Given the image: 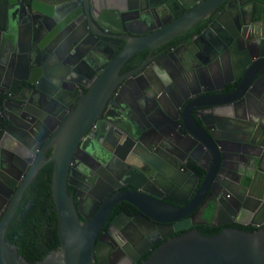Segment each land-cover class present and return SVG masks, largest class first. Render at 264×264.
Instances as JSON below:
<instances>
[{
	"label": "flooded vegetation",
	"instance_id": "af4514ba",
	"mask_svg": "<svg viewBox=\"0 0 264 264\" xmlns=\"http://www.w3.org/2000/svg\"><path fill=\"white\" fill-rule=\"evenodd\" d=\"M89 1L103 23L99 31L87 27L98 40L82 30L73 36L68 3L37 5L44 18L26 8L27 0H0V220L36 166L11 222L40 184L51 192L54 154L73 146L67 193L80 223L111 195L140 192L135 185L167 205H183L166 217L177 222L164 225L124 200L113 204L96 237L94 264H141L170 237L190 231L263 228L264 51L257 50L264 47V0H221L168 40L161 35L168 26L211 0L187 9L185 0L174 1L168 15H158L157 0ZM154 34L121 65L109 96L97 95L94 84L127 42ZM32 47L45 77L27 75L24 51ZM90 91L77 136L67 121ZM186 107L209 137L191 119L196 138L180 132Z\"/></svg>",
	"mask_w": 264,
	"mask_h": 264
},
{
	"label": "water",
	"instance_id": "95a60500",
	"mask_svg": "<svg viewBox=\"0 0 264 264\" xmlns=\"http://www.w3.org/2000/svg\"><path fill=\"white\" fill-rule=\"evenodd\" d=\"M48 1H52L51 5H58L61 2L63 5L65 3L69 4L65 13L69 18L75 21L74 25H77V27L73 29V36H79L82 30L87 32L89 36L95 37V39L98 40L97 36H100L99 33L94 30L91 31L87 29V27L91 25L99 31L98 26L103 23L100 21V18H96L93 15L89 0H27L26 8H28L31 13H40V15L46 18L47 15L42 8H37V5L44 7V5L46 6L48 4ZM157 1H160L155 4L158 15L160 13L165 15L174 14L172 3L177 0ZM146 2L148 5L150 4V0H146ZM178 2L180 3L179 0ZM185 2L189 3V6L185 8L187 9L191 7L192 3L196 2V0H185ZM219 2H221V0H211L202 3L197 9L194 8L195 10L192 9L183 16L181 15L182 17L180 16L177 18L161 35L168 40L187 31L198 19L213 10ZM11 4L13 5V3ZM57 29H59V31L61 30L60 27H56L54 33L57 32ZM34 36L35 33L32 31L30 37L34 39ZM157 36V34H154L145 38L128 41L126 46L119 51L113 57L109 65L106 66L98 82L94 84L93 87L96 94L98 95V93H100L102 95L106 93V97H108L117 83V73L121 65L131 55L145 48V43L151 42ZM34 43L37 45L36 41H34ZM38 44H40V40ZM37 48L36 46V49ZM36 49L32 47V50L26 49V51H24L26 53L27 75L32 77V75L35 76L39 74L45 77V65L34 63L35 55L38 54ZM151 49L152 48H148V50ZM257 51V53H261L264 51V47L261 45ZM245 53L249 54V47L245 48ZM17 54H19V51L16 52V56ZM260 61L263 60L261 59ZM92 97L93 91L88 92L82 97L78 102L76 113L72 114L71 119L67 121V123H70L71 128H77V136L84 133V123L86 122L85 119L87 115L90 113V101ZM188 116L187 107L185 112L183 108L182 117L178 124L181 126L179 130L185 138H196L193 136V133L190 132L186 124V119H191L196 127L209 137L210 129H208L205 122L201 120V124H199L195 118ZM72 147L70 151H66V148H63V146L62 148L60 147L53 158L54 168L51 180V194L56 214L57 237L59 240L58 249L51 251L38 262H30L20 256L17 247L8 243L5 239L6 231L14 216L23 189L39 169V167L36 166L33 169V173L18 192L13 204L0 220V264H94L96 237L113 204L120 200L128 202L137 209L140 216L146 219L149 218L157 224L170 225L177 222L178 218L166 217L169 214L174 215L176 208L178 209L177 212H180L179 208H182V204H177V202L172 200L171 196L170 199L173 201L172 203L174 206L167 205L157 196L140 190V188L135 185V190L140 192H127L122 195L116 193L111 195L101 205L90 221L80 223L72 197L67 193L69 161ZM223 192L227 191L223 189ZM141 264H264V227L254 232L225 229L220 233L206 236L198 231H190L175 238L170 237L166 242L155 249Z\"/></svg>",
	"mask_w": 264,
	"mask_h": 264
},
{
	"label": "trees",
	"instance_id": "16d2710c",
	"mask_svg": "<svg viewBox=\"0 0 264 264\" xmlns=\"http://www.w3.org/2000/svg\"><path fill=\"white\" fill-rule=\"evenodd\" d=\"M5 239L30 262H38L58 249L56 214L47 182L40 184L32 200L24 201L10 223Z\"/></svg>",
	"mask_w": 264,
	"mask_h": 264
}]
</instances>
